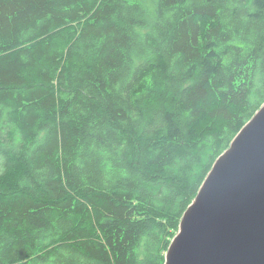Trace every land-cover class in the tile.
Returning <instances> with one entry per match:
<instances>
[{
  "label": "trees",
  "instance_id": "trees-1",
  "mask_svg": "<svg viewBox=\"0 0 264 264\" xmlns=\"http://www.w3.org/2000/svg\"><path fill=\"white\" fill-rule=\"evenodd\" d=\"M264 102V0H0V264H163Z\"/></svg>",
  "mask_w": 264,
  "mask_h": 264
},
{
  "label": "water",
  "instance_id": "water-1",
  "mask_svg": "<svg viewBox=\"0 0 264 264\" xmlns=\"http://www.w3.org/2000/svg\"><path fill=\"white\" fill-rule=\"evenodd\" d=\"M163 264H264V102L213 162Z\"/></svg>",
  "mask_w": 264,
  "mask_h": 264
},
{
  "label": "rangeland",
  "instance_id": "rangeland-1",
  "mask_svg": "<svg viewBox=\"0 0 264 264\" xmlns=\"http://www.w3.org/2000/svg\"><path fill=\"white\" fill-rule=\"evenodd\" d=\"M194 196H195V195H194ZM193 198H194V197H193ZM193 198H192V199H193ZM191 201H192V200H191ZM191 201H190V202H191Z\"/></svg>",
  "mask_w": 264,
  "mask_h": 264
}]
</instances>
